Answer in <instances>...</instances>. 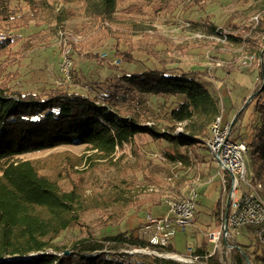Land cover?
Returning a JSON list of instances; mask_svg holds the SVG:
<instances>
[{"label": "rangeland", "instance_id": "rangeland-1", "mask_svg": "<svg viewBox=\"0 0 264 264\" xmlns=\"http://www.w3.org/2000/svg\"><path fill=\"white\" fill-rule=\"evenodd\" d=\"M263 7L264 0L246 3L215 0L201 6H180L174 12L140 17L138 21L143 30L131 31L130 35L118 40L104 38L92 18L83 15L79 8L55 2L48 21L43 24L31 23L21 31H4L14 36L40 32L38 37L45 39L27 54L19 69L22 79L32 89L69 84L74 89L91 92L106 78L116 80L124 70L134 72L167 66L195 71L217 97L222 125H232L235 121L232 137L248 143L257 117L255 96L263 83L259 48L264 43V35L254 33ZM55 16L61 20H53ZM213 26L218 32L212 33ZM231 35L242 41H232ZM124 52L131 53L130 57ZM71 69L75 70V78H70ZM175 101L150 94L134 98L131 94L128 98L123 96L117 106L122 111L139 112L146 121L144 124L163 130ZM180 130L178 126L176 131ZM179 147L188 153L189 162L180 163V159L169 158L166 152L175 153L176 144L157 140L149 133L137 134L107 158L79 142L22 157L45 164L47 173L58 176L66 188H77L86 198L100 200L102 205L109 204L85 212L83 227L69 229L57 240L61 247L68 249L77 244V248H88L99 244L104 232L137 234L147 213L164 217L169 212V201L187 198L196 191L192 224L186 230L178 229L173 233L170 249L149 250L159 254L170 253L168 250L187 254L188 247L197 250L203 246L204 252L198 253L211 251L214 255L203 258L201 264H248L244 256L240 261L236 242L249 243V236L257 235L255 230L241 229L236 236L221 238L217 247L209 240V234L221 228L228 197L210 150L205 144L192 150ZM246 165L247 176L252 180L249 151ZM262 194L264 197V191ZM82 239L85 240L79 241ZM102 248L149 254L143 251L145 247L131 248L109 242H104ZM85 251L95 253L89 249Z\"/></svg>", "mask_w": 264, "mask_h": 264}, {"label": "trees", "instance_id": "trees-1", "mask_svg": "<svg viewBox=\"0 0 264 264\" xmlns=\"http://www.w3.org/2000/svg\"><path fill=\"white\" fill-rule=\"evenodd\" d=\"M207 1L215 0H0V30L21 31L31 23L41 25L48 21L53 4L63 2L92 18L104 38L119 40L131 31L143 30L140 17L174 12L180 6H201ZM259 14L254 33L264 35V7ZM216 32L218 28L213 26L212 33ZM39 33H17L0 42V264H182L157 255L103 250L104 242L156 248L139 235V230L137 234L104 232L99 244L85 249L77 248V244L68 249L59 246L57 240L65 231L83 227L85 212L109 204L88 199L77 188H66L58 176L47 173L45 164L22 156L79 142L107 158L137 134L149 133L157 140L176 144L175 153L166 152L169 158L189 162L188 153L179 146L192 150L205 144L212 123L221 115L217 97L197 72L167 66L124 70L116 80L106 78L91 92L69 84L32 89L19 69L27 54L45 42ZM230 37L234 42L242 41L237 36ZM259 55L263 75L264 43ZM75 77L71 69L70 78ZM260 88L255 96L253 135L247 144L252 180L262 185L263 193L264 77ZM129 94L134 98L144 94L174 98L176 104L169 110L165 128L158 130L144 124L139 112L120 110L117 103ZM178 126L181 130L177 132ZM251 236L249 243L236 242L237 249L247 254L250 264H264V242L256 234ZM86 249L95 253H87ZM204 250L203 246L197 249ZM239 257L242 262L241 251Z\"/></svg>", "mask_w": 264, "mask_h": 264}, {"label": "built area", "instance_id": "built-area-1", "mask_svg": "<svg viewBox=\"0 0 264 264\" xmlns=\"http://www.w3.org/2000/svg\"><path fill=\"white\" fill-rule=\"evenodd\" d=\"M13 36L14 34L10 31L0 30V42L12 39ZM221 122L220 115L212 123L210 135L205 139V145L217 164L223 190L230 196V205L228 217L226 218L224 213L221 228L212 231L209 234V240L214 242L217 247L221 238L236 236L240 234L241 229L254 228L259 238L264 242V197L262 185L254 183L247 176L248 144L232 137L230 123L222 125ZM242 184H245L246 187L244 188ZM197 195L198 193L194 191L187 198L169 201V212L164 217H154L147 213L140 226L139 235L157 246L156 248L167 249L172 246L173 233L178 229L186 230L187 226L192 224ZM149 249L150 247L147 246L143 251L149 254L154 253L160 257L173 258L169 255H176L179 258L174 259L186 264H201L199 262L203 258H210L214 255V252L211 251L198 253L194 247H188L187 254L176 252L159 254L158 251Z\"/></svg>", "mask_w": 264, "mask_h": 264}, {"label": "water", "instance_id": "water-1", "mask_svg": "<svg viewBox=\"0 0 264 264\" xmlns=\"http://www.w3.org/2000/svg\"><path fill=\"white\" fill-rule=\"evenodd\" d=\"M263 77H264V72H263ZM262 88V87H261ZM260 88V89H261ZM254 96H252V98H253ZM235 122V121H234ZM234 122L232 123V125L234 124ZM229 205H230V196H228V198H227V201H226V208H225V217L227 218L228 217V209H229ZM238 247V246H237ZM240 251L242 252V254H243V256H244V258H245V260H246V262L248 263V264H250V259H249V257L247 256V254L244 252V251H242L241 249H240ZM164 258H168V259H174V258H171V257H164Z\"/></svg>", "mask_w": 264, "mask_h": 264}, {"label": "bare ground", "instance_id": "bare-ground-1", "mask_svg": "<svg viewBox=\"0 0 264 264\" xmlns=\"http://www.w3.org/2000/svg\"><path fill=\"white\" fill-rule=\"evenodd\" d=\"M169 256H172L173 258H179V256H176V255H169Z\"/></svg>", "mask_w": 264, "mask_h": 264}, {"label": "crops", "instance_id": "crops-1", "mask_svg": "<svg viewBox=\"0 0 264 264\" xmlns=\"http://www.w3.org/2000/svg\"><path fill=\"white\" fill-rule=\"evenodd\" d=\"M217 170H218V167H217Z\"/></svg>", "mask_w": 264, "mask_h": 264}]
</instances>
